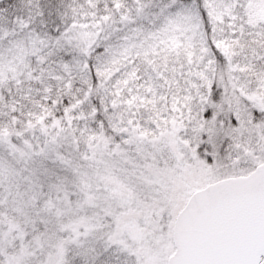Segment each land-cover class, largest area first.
Listing matches in <instances>:
<instances>
[{"label":"snow or ice","instance_id":"snow-or-ice-1","mask_svg":"<svg viewBox=\"0 0 264 264\" xmlns=\"http://www.w3.org/2000/svg\"><path fill=\"white\" fill-rule=\"evenodd\" d=\"M0 264H264V0H0Z\"/></svg>","mask_w":264,"mask_h":264}]
</instances>
